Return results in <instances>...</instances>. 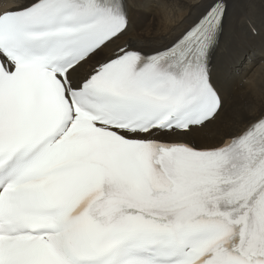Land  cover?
<instances>
[{"label": "snow or ice", "instance_id": "snow-or-ice-1", "mask_svg": "<svg viewBox=\"0 0 264 264\" xmlns=\"http://www.w3.org/2000/svg\"><path fill=\"white\" fill-rule=\"evenodd\" d=\"M231 3L159 45L143 0L0 3V264H264V109L207 136L222 77L264 102L212 63Z\"/></svg>", "mask_w": 264, "mask_h": 264}, {"label": "bare ground", "instance_id": "bare-ground-1", "mask_svg": "<svg viewBox=\"0 0 264 264\" xmlns=\"http://www.w3.org/2000/svg\"><path fill=\"white\" fill-rule=\"evenodd\" d=\"M6 0H0L5 3ZM195 0H172V6L167 11L155 7L152 0H143L144 7L133 10V32L131 38L142 44L159 45L178 35L187 26L189 18L194 14L192 5ZM148 23L141 29V19ZM254 25L256 33L249 31V25ZM214 67L227 72L233 66L251 68L258 79H264V0H232L229 9V20L221 47L212 57ZM220 90L225 98L223 112L216 125L210 129L207 136H212L217 130H227L234 120L241 115L252 118L264 109V102H253L247 96L238 92L235 82L225 78L220 80ZM205 137L195 135L194 143L202 144Z\"/></svg>", "mask_w": 264, "mask_h": 264}, {"label": "rangeland", "instance_id": "rangeland-1", "mask_svg": "<svg viewBox=\"0 0 264 264\" xmlns=\"http://www.w3.org/2000/svg\"><path fill=\"white\" fill-rule=\"evenodd\" d=\"M148 18L147 19H141L140 20V23H141V29L145 26V25H147V23H148ZM196 144H198V143H196Z\"/></svg>", "mask_w": 264, "mask_h": 264}]
</instances>
